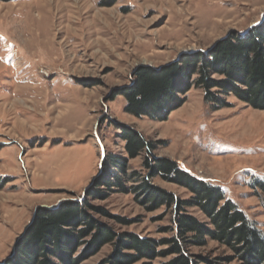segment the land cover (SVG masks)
Listing matches in <instances>:
<instances>
[{
  "label": "rangeland",
  "instance_id": "374dc122",
  "mask_svg": "<svg viewBox=\"0 0 264 264\" xmlns=\"http://www.w3.org/2000/svg\"><path fill=\"white\" fill-rule=\"evenodd\" d=\"M263 16L264 0H0V264L16 256L38 207L86 197L103 172V149L104 156L126 155L120 125L156 142L151 155L219 186L264 231V196L252 187L264 181V110L232 95L225 97L228 106L213 108L203 89L192 86L178 107L156 120L125 112L123 96L116 95L131 85L138 66L160 68L185 50L205 53ZM144 155L128 159L126 172L144 176ZM118 173L109 170V176ZM152 183L189 197L175 183ZM88 200L106 212L88 208L91 216L115 234L171 235L172 209L147 210L132 193L119 191ZM187 210L205 219L197 208ZM116 249L106 243L78 264H104ZM189 249L241 264L226 261L232 251L215 241Z\"/></svg>",
  "mask_w": 264,
  "mask_h": 264
},
{
  "label": "trees",
  "instance_id": "16d2710c",
  "mask_svg": "<svg viewBox=\"0 0 264 264\" xmlns=\"http://www.w3.org/2000/svg\"><path fill=\"white\" fill-rule=\"evenodd\" d=\"M192 86L203 89L205 102L213 108L228 106L225 97L232 95L254 109L264 110V21L243 35L231 33L219 39L205 53H185L160 68L138 66L131 85L117 90L116 95L123 96L125 112L164 120L182 103L181 95ZM119 129L126 155L104 156L103 172L87 189L85 198L63 201L54 209L38 207L18 244L16 256L6 264H78L80 259L112 242L117 249L104 264H134L140 260H145L140 264H151L155 258L168 255L172 257L159 264H221V257L209 259L190 252L192 245H205L208 241L232 251L224 258L226 261L264 264V231L219 186L195 177L172 159L151 155L156 142L146 139L135 128L120 125ZM142 154L147 173L142 176L138 171L126 172L127 160ZM112 167L120 173L109 176ZM154 178L185 188L189 197L178 198L153 184ZM126 182L132 184L127 186ZM252 187L264 196V181H257ZM113 191L132 193L147 210L161 206L172 209L168 228L171 235L154 240L135 233L115 234L94 219L88 208L106 212L91 205L88 198H103ZM187 207L197 208L205 219H198ZM82 244L85 248L76 256ZM160 245L166 248L158 249ZM123 249L133 253H123Z\"/></svg>",
  "mask_w": 264,
  "mask_h": 264
},
{
  "label": "water",
  "instance_id": "95a60500",
  "mask_svg": "<svg viewBox=\"0 0 264 264\" xmlns=\"http://www.w3.org/2000/svg\"><path fill=\"white\" fill-rule=\"evenodd\" d=\"M264 20V16L262 17V19H261V22ZM261 22H259V23H261ZM255 25V24H254ZM253 25V26H254ZM252 28V26L251 27H249L247 30H246V32H248V30L249 29H251ZM245 32V33H246ZM245 33H243V34H245ZM191 52H195V50H185V51H182L180 54H179V56L181 55V54H183V53H191ZM103 158H104V149H103V156H102V160H103ZM33 219H34V217H33ZM16 252V251H15ZM14 252V253H15Z\"/></svg>",
  "mask_w": 264,
  "mask_h": 264
}]
</instances>
